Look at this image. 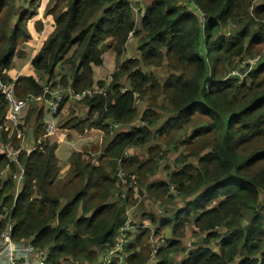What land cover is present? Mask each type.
<instances>
[{
    "label": "trees",
    "instance_id": "obj_1",
    "mask_svg": "<svg viewBox=\"0 0 264 264\" xmlns=\"http://www.w3.org/2000/svg\"><path fill=\"white\" fill-rule=\"evenodd\" d=\"M38 2L0 0L4 82L13 77L14 58H24L20 46L32 38L29 21L35 32L41 29L34 20ZM45 14L53 26L29 64L37 77L20 75L17 97H42L38 81L57 76L54 86L77 92L102 87L93 67L108 51L116 66L104 95L75 102L87 108L84 118L71 112L60 121V129L78 136L100 133L94 146L70 153L65 176L59 175L57 144L43 137L37 143L45 132L44 109L26 111L21 128L32 130L36 148L19 154L25 177L15 201L12 179L0 180V201L16 222L12 238L34 235L32 243L48 250L45 264H102L135 199L134 175L139 194L164 213L141 212L138 220L149 228L128 234L136 236L124 247L125 264L149 261L151 233L166 241L154 264H264V0H151L140 28L120 0H47ZM130 31L140 37L139 57L121 60ZM255 56L248 72L231 74ZM144 67H165L166 78L160 82ZM123 86L130 90L122 92ZM134 93L146 103L140 116ZM6 111L0 93V124ZM137 119L142 125L130 126ZM112 123L119 126L114 133ZM7 140L18 147L15 134ZM147 145L145 161L125 157L126 150ZM171 152L178 154L175 168L166 163L159 179V163ZM7 163L0 155V172Z\"/></svg>",
    "mask_w": 264,
    "mask_h": 264
},
{
    "label": "built area",
    "instance_id": "obj_2",
    "mask_svg": "<svg viewBox=\"0 0 264 264\" xmlns=\"http://www.w3.org/2000/svg\"><path fill=\"white\" fill-rule=\"evenodd\" d=\"M120 1L127 3L132 9L135 24L140 22L145 15V8L140 6V2L142 0ZM46 4L47 0H39L38 5L36 6V16H39L38 20L41 23V29L39 30V32H34L36 33L35 41L32 49L28 52V58L26 60L27 64H30L32 57L36 54L44 38L49 32V30H45L47 29V22L45 17L48 16L47 14H45ZM133 33V31H130L128 33L127 41L125 44L127 52L130 49L129 43L133 37ZM130 57L134 56L131 55ZM258 60L259 56L252 57L251 59L245 61L244 65L247 64L249 68H251L256 65ZM112 72H110L107 78L104 79V84L102 87L94 85L91 88H87L79 92L74 91L69 87L54 86V83L59 81L58 76L54 79H45L44 81L39 80L38 83L43 88L42 97L31 95L25 97L16 96L14 89L18 78L20 77V75H22V73L19 71H17V73H15L11 80L8 82H4L0 79V93L3 95L4 99L7 102V111L4 116V122L0 124V155L4 156L8 162L5 169L0 172V179L4 180L5 178H10L14 182V190L12 196L13 201H15L18 195L21 193L22 184L25 177V169L23 164L19 161V154L20 152H33L36 148L35 140H31V144H29V140H27L28 138H30L28 135L29 133L28 131H23V129L21 128L24 122L26 111L34 105H41L44 109L46 115V118L44 119L45 132L37 140V143L43 137L56 144H58L60 140L66 142L67 144H69V146L72 147L71 152L80 150L78 148V144H80L81 146H86L90 143H95L99 140L100 133L98 131H89L82 136H78L75 132H68L60 129L57 125L60 106L65 100L81 102L85 98L90 97L94 94L104 95L106 87L112 81ZM231 72V74L237 75L236 71L233 70ZM237 76H240V74ZM129 90L130 88L128 86L122 87V92H128ZM133 97L134 106L138 108L142 99L136 93L133 94ZM84 116L85 115H82L81 118H84ZM134 125V123L130 124V126ZM136 125L141 126L142 124L141 122H137ZM118 127V125L112 123L110 129L114 133V131H116ZM67 133L69 134V137ZM13 134H15L16 138L19 140L18 147L16 149L7 140V138H11ZM129 151V149L126 150L125 157L131 156L129 155ZM11 166H13V168ZM117 178L122 185L126 184L125 174L120 167L117 170ZM130 179V184L133 187V196L135 198L138 195L141 196L137 190V182L135 176L131 175ZM170 190L175 196H177L172 186L170 187ZM120 197L125 198V192H123ZM130 201L131 202L126 205L124 211L125 222L123 226L118 230V234L115 237V242L112 249L104 255L102 264H109L112 261H116L117 264H125L127 254L124 250V247L128 242L131 241L130 238H132L128 234H132L137 231V235L140 230L149 228L148 224L146 225L143 223H137L134 219L132 220L130 216V210L135 204L136 199L133 200L131 198ZM157 213H164V210L157 208ZM15 223L16 222L12 216L11 210L3 205L0 201V224L2 225V228L0 229V264H45L48 257V250L38 248L32 243L34 235L29 236L27 240L16 241L12 238L11 235ZM135 236L132 239L133 241L135 239ZM150 240V259L146 264H154L158 249L166 245V241L164 239L155 237L153 233H151L150 235ZM186 249L189 252L192 251V245L190 241L186 242ZM62 263L74 264L70 260L66 262L62 261Z\"/></svg>",
    "mask_w": 264,
    "mask_h": 264
},
{
    "label": "rangeland",
    "instance_id": "obj_3",
    "mask_svg": "<svg viewBox=\"0 0 264 264\" xmlns=\"http://www.w3.org/2000/svg\"><path fill=\"white\" fill-rule=\"evenodd\" d=\"M18 2H17V4H18ZM149 2H151V0H142L140 2V6L143 7V8H146V6L149 4ZM25 6H26V4L23 5V7H25ZM251 7L253 8V6H251ZM251 7H250L249 12L252 11ZM38 18H39V16L37 15L34 20H38ZM45 19H46V22H47V29H45V27H44V29L47 31V30H49V27L52 26V19H51L50 16H46ZM139 23L140 22L137 23V27H139ZM32 25H33V22L32 21H29V30H30V33H31V36H32V38L29 40L30 43H31V46L34 45L35 35H36V33H34L35 30L33 29L34 26H32ZM139 40H140V37H136V36H133L132 37V39H131V41L129 43L130 49H129L128 52H125V54L123 55V57L121 58V60H124L125 57L128 56V55H130V56L132 55V56H135L137 58L139 57V50H138V48H139ZM20 49L22 50V45L20 46ZM28 52H29V49H28V51L24 49V54H25L24 55V59H19V60H24V62H25L27 60V58H28ZM244 63L245 62H242L240 64L242 70L240 69V67L235 68L234 71L237 72L236 73L237 75L249 71V67H246V65H244ZM16 64H17V58L15 57L14 58V61H13V65H12V67L10 69V73L13 72ZM27 66L24 67V68H26V67L27 68L24 69L23 73H26L27 70H30L31 69L33 71L35 77H37L36 71H34L29 65H27ZM115 66H116V60H115L114 53L111 52V51L106 52L103 55V63H102V65H100L99 67L94 66L95 68L93 67L94 68L93 69L94 71H96V70H99L100 71V74L98 76H95L94 75V72H93V79H106L107 76H108V74L110 72L114 71ZM143 70L145 72H147V73H153V74H155L156 77L160 80V82L163 81L166 78V74H165V71H164L165 70V67H163L162 69H160V68L144 67ZM20 72L22 73V71H20ZM41 80L44 81L45 79L44 78H41ZM145 106H146V103L143 102V101H141L140 106L137 108L138 109V115L139 116L141 115V113L145 109ZM79 108H81V106H79ZM167 116H168V114H162V117H163L164 120H166ZM137 122H139L138 119L135 121L134 124L136 125ZM57 125L60 126V120L58 121ZM90 145L94 146L95 144L94 143H90ZM57 146H58L57 153H58V158L60 160V163L63 164V165H66V163H67V161H66L67 160V154L71 151L72 147L69 146V144H67L66 142L61 141V140L57 144ZM148 146L149 145H147V146H141L138 149H130L129 155L138 158L139 161H145L148 158V154L146 152ZM84 147L85 146H81L80 144H78V148L79 149H83ZM60 150H61V152L63 150H66V153L61 154L59 152ZM60 154H61V157H60ZM177 156H178L177 153L171 152L168 155V157H167L166 160H163L162 162L159 163L160 170H159V172L156 173V175H157V177H159V179H164L165 178L164 167H165L166 163L169 164V167L175 168L174 161L176 160ZM173 196L176 198V196L174 194H173ZM135 199H136V202L133 205L132 209L130 210V216H131L132 220L133 219L135 220V222L140 223L139 221H141V220H138V216L141 214V212L143 210H145L147 212H152V211H156L157 212V208L158 207L153 203L152 200L150 202V200L146 196H139L138 195ZM144 221H147V220H144ZM147 224H148V222L146 223V225ZM130 239L132 240L133 238H130ZM128 240H129V238H128ZM194 240L195 241H201L202 238H201V236L200 237H195L193 239V241ZM188 241H190V240H188ZM150 245H151V240H150ZM180 260H181V258H178V261H180Z\"/></svg>",
    "mask_w": 264,
    "mask_h": 264
},
{
    "label": "crops",
    "instance_id": "obj_4",
    "mask_svg": "<svg viewBox=\"0 0 264 264\" xmlns=\"http://www.w3.org/2000/svg\"><path fill=\"white\" fill-rule=\"evenodd\" d=\"M150 3V2H149ZM49 16V15H48ZM52 26H53V23H52ZM52 26L51 27H49V31L52 29ZM34 29V28H33ZM24 45V46H23ZM32 47L33 46H31V43H30V41H28V42H26V43H24V44H22V50L24 51V49L25 50H27L28 51V49L29 50H31L32 49ZM31 54V53H30ZM30 54H29V56H30ZM19 59H24V58H17V64H16V66H15V68H14V70H13V72L11 73L12 75H14L15 73H17V71H22V74H28V75H32L33 77H35V75H34V73H33V71L30 69V70H27L26 71V73H23V71H24V69H26L28 66L27 65H29V64H27V62L25 61L24 62V60H19ZM25 66H27L26 68H24ZM30 66V65H29ZM97 67H99V66H97ZM95 68V67H94ZM93 68V69H94ZM93 72H94V75L95 76H98L99 74H100V71L99 70H96V71H94L93 70ZM100 80H104V79H94V81H100ZM79 106H81V108H79ZM71 112H74V113H76V115H80V116H82V115H86V113H87V108L86 107H84L83 105H81V104H78V103H75L74 101H72V100H69V101H67L64 105H63V107H62V109H61V111H60V113H59V116H58V121L60 120H63L64 118H66V116L67 115H69ZM46 118V115H45V112H43V122H44V119ZM45 123V122H44ZM31 128V127H30ZM32 129V128H31ZM28 133H29V137L30 138H28L27 140H29V144H31V140H33L34 139V136H33V133H32V130H29L28 131ZM68 134V133H67ZM68 137H69V134H68ZM57 149H58V146H57V148H56V156H57V159H58V161H59V166H60V171H59V175H60V177H63V176H65L67 173H68V166H67V163H66V165H63V164H61L60 163V160H59V158H58V153H57ZM61 154H63V153H66V150H63L62 152H61V150L59 151ZM70 153H71V151L67 154V158L69 157V155H70ZM61 154H60V157H61ZM67 161V160H66ZM66 166V167H65Z\"/></svg>",
    "mask_w": 264,
    "mask_h": 264
}]
</instances>
